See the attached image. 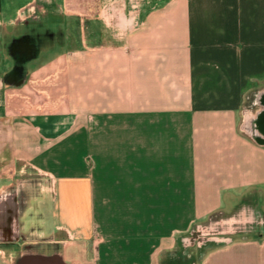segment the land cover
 Here are the masks:
<instances>
[{
	"label": "crops",
	"instance_id": "0c3cea01",
	"mask_svg": "<svg viewBox=\"0 0 264 264\" xmlns=\"http://www.w3.org/2000/svg\"><path fill=\"white\" fill-rule=\"evenodd\" d=\"M263 82L264 0H0L5 264H264Z\"/></svg>",
	"mask_w": 264,
	"mask_h": 264
},
{
	"label": "rangeland",
	"instance_id": "374dc122",
	"mask_svg": "<svg viewBox=\"0 0 264 264\" xmlns=\"http://www.w3.org/2000/svg\"><path fill=\"white\" fill-rule=\"evenodd\" d=\"M78 29H79L78 35L80 34L82 36L84 34V32H85V29H81L80 27ZM89 29H90V27L88 28V30ZM81 39H83V38L81 37ZM39 181H41L40 183H43L44 185H46V183L43 182L44 181L43 177L42 178L40 177ZM21 183H23V185L26 186L27 184L31 185L32 183H36V181L28 179L26 181H22ZM44 189L45 190L42 193H44V195L46 196L47 195L46 186L44 187ZM211 223H214L213 225H215L216 230L217 231H221V232H224L226 230H228L229 232H233L235 230L243 229V226H244L242 223H236V222L230 223L228 220H225L223 218H217V219H214V220L208 222L207 224L209 226L207 224L204 226L205 231H206V229H208V230H212L213 229V227L210 226ZM221 235L219 234L218 238L221 237ZM210 238H212V236H210ZM5 263H6V258L0 256V264H5Z\"/></svg>",
	"mask_w": 264,
	"mask_h": 264
},
{
	"label": "water",
	"instance_id": "95a60500",
	"mask_svg": "<svg viewBox=\"0 0 264 264\" xmlns=\"http://www.w3.org/2000/svg\"><path fill=\"white\" fill-rule=\"evenodd\" d=\"M258 93L260 95L261 90ZM252 115L245 114L242 129L255 141L264 144V110L257 115Z\"/></svg>",
	"mask_w": 264,
	"mask_h": 264
},
{
	"label": "flooded vegetation",
	"instance_id": "af4514ba",
	"mask_svg": "<svg viewBox=\"0 0 264 264\" xmlns=\"http://www.w3.org/2000/svg\"><path fill=\"white\" fill-rule=\"evenodd\" d=\"M258 94H255L254 96L249 97V103L250 104L255 103V105H257V108H256L255 113L253 115H257L261 111L264 110V82H263V85L261 88V93H260V95H258Z\"/></svg>",
	"mask_w": 264,
	"mask_h": 264
}]
</instances>
